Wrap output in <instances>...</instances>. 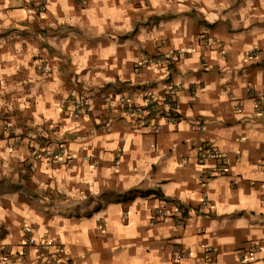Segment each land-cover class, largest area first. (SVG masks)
Here are the masks:
<instances>
[{
    "label": "crops",
    "instance_id": "0c3cea01",
    "mask_svg": "<svg viewBox=\"0 0 264 264\" xmlns=\"http://www.w3.org/2000/svg\"><path fill=\"white\" fill-rule=\"evenodd\" d=\"M38 2L0 0V264H33L2 256L23 227L61 241L69 264H173L179 249L181 264H264V0ZM158 52L180 55L171 72L136 68ZM172 85L183 119H162L155 147L147 122L104 104ZM81 93L91 110L73 117ZM60 144L63 159L32 154ZM205 144L227 172L200 182ZM176 204L185 228L153 221Z\"/></svg>",
    "mask_w": 264,
    "mask_h": 264
},
{
    "label": "built area",
    "instance_id": "2783aa9c",
    "mask_svg": "<svg viewBox=\"0 0 264 264\" xmlns=\"http://www.w3.org/2000/svg\"><path fill=\"white\" fill-rule=\"evenodd\" d=\"M48 0H39L37 6L38 12L45 10ZM201 39L205 40L208 44L211 42L210 37L202 35ZM180 60V55L172 54L165 55L158 52L154 56L144 57L140 63H137L136 68L141 67L153 68L164 70L165 72H171L173 67L177 65ZM178 92L179 87L177 85H172L167 93L162 95L157 93H149L141 105L135 104L131 98L123 97L118 103L112 100L105 101V107L108 110L120 111L121 115L125 118H135L140 123L149 124V135L151 136V146H156V136L160 131V121L164 119L168 124L176 127L178 123L183 119L178 110ZM68 102L72 103L73 108L71 110V115L73 117H85L88 116L91 110V104L88 97L83 93L75 96L71 95ZM198 123L201 125L202 122L199 120ZM110 122L103 124V128L108 130L110 128ZM0 128L12 132L11 126L8 122H2ZM35 158H44L46 160H58L60 158H65L67 155V149L65 145L60 144L55 148H35L32 151ZM208 159L216 160V166L213 168H206L205 162ZM197 163L202 167V175L200 176V182H206L214 177L223 175L227 172V161L223 153H221L216 147L211 144L203 145L198 152ZM205 167V168H204ZM161 201H166L164 197L158 196ZM264 207V197L261 200ZM166 219H171L174 224L179 228H185L190 221V209L188 210L181 204H176L174 210H168L167 208L155 207V212L153 216V221H163ZM22 231L24 233V240L19 245L18 250H13L8 245L2 247V256L4 261L17 262L22 261L25 256L33 254L32 261L33 264H69V258L65 250L64 244L55 239H48L47 237L42 239H36L32 235V231L29 227H23ZM212 250L210 248L206 249L203 257H206V261L210 260L208 254ZM207 255V256H206ZM256 255V251L250 250L247 253L248 258H252ZM185 256V253L179 249L175 262L173 264H181V260Z\"/></svg>",
    "mask_w": 264,
    "mask_h": 264
}]
</instances>
